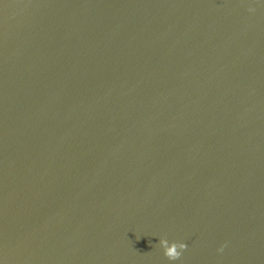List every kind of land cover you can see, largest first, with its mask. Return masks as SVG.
Returning <instances> with one entry per match:
<instances>
[{
  "label": "water",
  "instance_id": "1",
  "mask_svg": "<svg viewBox=\"0 0 264 264\" xmlns=\"http://www.w3.org/2000/svg\"><path fill=\"white\" fill-rule=\"evenodd\" d=\"M0 264H264V0H0Z\"/></svg>",
  "mask_w": 264,
  "mask_h": 264
},
{
  "label": "clouds",
  "instance_id": "2",
  "mask_svg": "<svg viewBox=\"0 0 264 264\" xmlns=\"http://www.w3.org/2000/svg\"><path fill=\"white\" fill-rule=\"evenodd\" d=\"M255 9H249V11H254ZM159 244L164 250V255L170 260V261H176L179 260L183 254V251L187 249L188 245L186 242L183 241H169L166 237H162L159 239ZM224 245L221 246L219 249L220 251H223Z\"/></svg>",
  "mask_w": 264,
  "mask_h": 264
}]
</instances>
